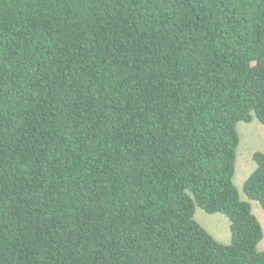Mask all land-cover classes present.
Masks as SVG:
<instances>
[{
	"label": "trees",
	"instance_id": "obj_1",
	"mask_svg": "<svg viewBox=\"0 0 264 264\" xmlns=\"http://www.w3.org/2000/svg\"><path fill=\"white\" fill-rule=\"evenodd\" d=\"M253 117L264 0H0V264H264Z\"/></svg>",
	"mask_w": 264,
	"mask_h": 264
},
{
	"label": "rangeland",
	"instance_id": "obj_2",
	"mask_svg": "<svg viewBox=\"0 0 264 264\" xmlns=\"http://www.w3.org/2000/svg\"><path fill=\"white\" fill-rule=\"evenodd\" d=\"M236 128L239 135V144L236 152L233 182L238 189L240 198L250 203L252 213L262 226L263 236L258 243V249L264 250V209L257 200L248 198L242 189L245 179L256 165L252 158L253 152L264 149V124L253 117L250 122H237ZM194 219L217 241L224 244L230 242L229 220L223 213H208L196 206Z\"/></svg>",
	"mask_w": 264,
	"mask_h": 264
}]
</instances>
